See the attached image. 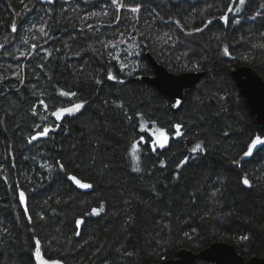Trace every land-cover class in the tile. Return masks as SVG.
Wrapping results in <instances>:
<instances>
[{
  "label": "trees",
  "instance_id": "obj_1",
  "mask_svg": "<svg viewBox=\"0 0 264 264\" xmlns=\"http://www.w3.org/2000/svg\"><path fill=\"white\" fill-rule=\"evenodd\" d=\"M126 3L141 5L138 23L123 9L114 23L105 0H0V264H34L37 239L43 257L64 264L158 263L181 248L198 252L214 241L230 243L245 260L264 257V151L243 155L255 135L264 139V126L230 75L248 65L264 80V0H245L239 24L232 13L227 24L219 19L231 0ZM92 12L101 15L83 19ZM134 23L142 35L133 33L132 40L127 31ZM42 26L46 36L38 31ZM166 32L173 38L164 43ZM109 41L116 47L105 48ZM146 51L170 72H203L176 110L171 98L134 79L152 74ZM109 72L115 80L107 79ZM61 90L76 96H60ZM74 103L84 105L75 115L57 120L51 114ZM137 113L168 135L165 148L151 151ZM176 123L183 125L180 137ZM44 127L52 130L29 143ZM197 142L205 152L190 151ZM133 143L140 173L131 170ZM184 157L188 163L178 169ZM69 174L92 189L77 190ZM245 175L249 188L242 185ZM101 205L99 215L91 214Z\"/></svg>",
  "mask_w": 264,
  "mask_h": 264
},
{
  "label": "snow or ice",
  "instance_id": "obj_2",
  "mask_svg": "<svg viewBox=\"0 0 264 264\" xmlns=\"http://www.w3.org/2000/svg\"><path fill=\"white\" fill-rule=\"evenodd\" d=\"M55 2V0H40V3L41 4H53ZM64 3H67L69 2V0H63ZM89 0H85V3H88ZM245 4V0H231V3L229 4L228 8H227V12H225L224 15L220 16L219 19L221 21H223L225 24H227L229 22V16H228V13H232V23H235V24H239L240 23V20L236 18V14L237 13H240L242 11V7ZM233 5H235V7H233ZM105 8H113L114 9V23L116 24H119L120 23V20H121V10L123 9L125 11V18H129L128 14L131 13V14H134L132 15L130 18L132 20H135L137 23L139 22V13L141 11V5L139 3H136L134 6L133 5H129L126 3V0H105ZM155 11V10H153ZM51 13V9L48 10V14ZM101 13L100 12H92L89 16H86V17H83L84 20H87V19H91L93 17H98L100 16ZM103 15L104 16H108L109 15V12L108 11H104L103 12ZM157 16H159V13L156 14ZM257 16H260L262 15L260 12H257L256 13ZM250 19H254L255 17H249ZM175 24H177L181 30H183V25L180 24V21L179 20H176L174 21ZM47 22H45L46 24ZM165 23H168V21H165ZM213 21L211 19L207 20V22L204 24V28H207L210 24H212ZM87 27L89 29H92V25H87ZM204 28H197L195 29L194 31H203ZM12 31L15 32L16 31V26L15 24L12 25ZM38 31L40 32L41 35H47V33L45 32V28L42 26L38 29ZM133 33H136L137 35H142V33L139 32V29L136 28V25L135 23L132 25V28L130 31H127V38L128 39H132V40H135L136 39V36H133ZM189 35H191V33H188ZM120 37H125L126 33L121 31L119 33ZM261 36H264V32H261L260 33ZM165 37H167V39H165ZM173 37L170 36L167 32L164 33V37H160V39L164 40V43H167L168 40H171ZM24 43H27L28 41L27 40H24L23 41ZM120 43H126V40L124 39H121L119 41ZM101 43H103V41H101ZM109 44L112 45L113 48L116 47L115 44H112L111 41L108 42V44H105V48H107L109 46ZM37 46L36 45H32V48L35 49ZM0 48H3V45H0ZM224 53L227 55L228 54V48L225 47L223 49ZM186 54V53H185ZM21 55H26L25 53H21ZM109 56L112 58V59H116V60H119V54L117 55H113L111 52H109ZM247 58V57H245ZM42 67V66H41ZM125 67L124 64H121V70H123V68ZM195 67H199L198 64L195 65ZM107 79L108 80H115L116 77H114L111 72H109L107 74ZM122 83V81H119ZM21 83H23V80H21ZM95 83L97 84H100L102 83L101 80L99 79H96L95 80ZM59 95L60 96H63V97H74L76 96V92H71V91H63L61 90L59 92ZM221 99H223V97H221ZM40 104L44 105V108H45V111L48 110V105L45 103V101L41 100L40 101ZM181 105V101L180 100H177L173 105L172 107L173 108H178L180 107ZM84 107L83 103H74L72 104L70 107H67V108H60V109H56L54 111H52V115L55 116V118L57 120H60L62 119V117L67 114V115H75L77 112H80V110ZM117 107H123V105H117ZM32 114L33 115H36V110L35 108H33L32 110ZM137 116L140 117V120H141V128L140 130L141 131H145V124L147 123L146 121H144L143 119V115L141 113H137ZM41 119H43V117H41ZM129 119H131V117H129ZM36 128H40L41 126L39 124H37L35 126ZM56 127L58 128L59 125H56ZM172 127L175 129V133H174V136L175 137H180L183 135L182 131H181V128L183 127L182 124L180 123H176L174 125H172ZM52 129L50 127H44L43 130L41 132H38L36 133V135H33L31 137V140L29 141V143L32 142V140H36L39 136H46L48 134L49 131H51ZM143 139V138H141ZM168 135L163 131V130H160V136L153 142H151V151L153 153L156 152V149L157 147H159L160 149H163L167 146L168 144ZM257 145H260V148H257ZM253 149H256L257 153L261 152V151H264V139L261 138V135H255L254 138L251 139V142H250V146L247 148V151L244 152V157H250L253 155ZM192 153H197V152H200V153H203L206 151V145L203 143V142H200V143H197L191 150H190ZM139 148L137 146V143H133L132 146H131V157H132V165H131V170L135 173H140L142 172V168L140 166L141 164V161H140V156H139ZM188 159L189 157H184V159L181 161L180 164L177 165V168H181L183 167L184 165H186L188 163ZM57 164L59 165V169L60 171H64V165L62 163H60L59 161H57ZM161 164V167H164V162L161 161L160 162ZM68 179L73 181L74 184L76 186H78L79 188L81 189H90L92 188V185L90 183H85V182H82L80 179H77L75 176H72V175H69L68 176ZM243 184L244 185H247L249 187H251V184H250V181L247 177V175L244 176L243 178ZM220 191L219 188H216L213 190V192L211 193L212 196H215L218 192ZM19 200H20V203L22 205H25V214H27L28 212V207L26 205V196H25V192L24 191H20L19 192ZM103 211V205H101V207L99 209H96V208H93L92 211H91V214H94V215H99V213ZM29 221H31V217L29 216L28 217ZM41 219H43V215H41ZM83 223V220H77L76 221V225L77 227H79L81 224ZM75 235H80L79 232H76ZM242 239L244 240H247L248 237L245 236V237H242ZM129 255H131V253H128ZM34 256H35V261H36V264H60L59 261H56V260H52L51 262H49L48 260L44 259L42 254H41V247H40V241L37 239L35 241V251H34Z\"/></svg>",
  "mask_w": 264,
  "mask_h": 264
},
{
  "label": "water",
  "instance_id": "obj_3",
  "mask_svg": "<svg viewBox=\"0 0 264 264\" xmlns=\"http://www.w3.org/2000/svg\"><path fill=\"white\" fill-rule=\"evenodd\" d=\"M145 56L152 67V74L137 75L134 79L150 84L160 94L171 98V108L176 110L177 108H173L172 105L177 100H180L182 103L186 93L200 79L203 72L182 71L179 73H173L168 71L162 64L158 63L150 52L146 51ZM230 75L234 79L239 92L244 96L249 111L252 115H254L257 125L260 127L264 126V80L253 68L248 65L236 66L230 71ZM68 176L67 180L77 190L86 192L92 189L79 188L73 181L68 179ZM243 178L242 185L249 188V186L243 184ZM43 258L49 262L56 260L59 261L60 264H64V262L59 259L50 260L45 257ZM197 260H204L207 264H264V257L253 255L245 260L236 252L230 243L224 241H214L198 252L181 248L177 251L175 258L149 264H195ZM34 264H36L35 259Z\"/></svg>",
  "mask_w": 264,
  "mask_h": 264
},
{
  "label": "rangeland",
  "instance_id": "obj_4",
  "mask_svg": "<svg viewBox=\"0 0 264 264\" xmlns=\"http://www.w3.org/2000/svg\"><path fill=\"white\" fill-rule=\"evenodd\" d=\"M160 130L158 127H156L154 124H145V131L150 135L151 137V142L155 141L159 136H160ZM200 143V142H197ZM196 143V144H197ZM151 144V143H150ZM194 144L191 149L196 145ZM258 146V145H257ZM159 148V147H157ZM254 150V149H253Z\"/></svg>",
  "mask_w": 264,
  "mask_h": 264
}]
</instances>
